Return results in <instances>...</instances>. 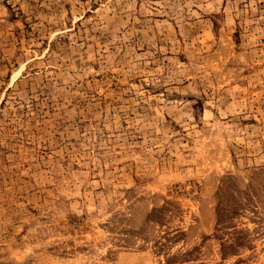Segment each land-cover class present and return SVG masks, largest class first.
Here are the masks:
<instances>
[{
    "label": "rangeland",
    "instance_id": "1",
    "mask_svg": "<svg viewBox=\"0 0 264 264\" xmlns=\"http://www.w3.org/2000/svg\"><path fill=\"white\" fill-rule=\"evenodd\" d=\"M0 264H264V0H0Z\"/></svg>",
    "mask_w": 264,
    "mask_h": 264
}]
</instances>
